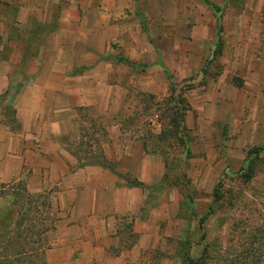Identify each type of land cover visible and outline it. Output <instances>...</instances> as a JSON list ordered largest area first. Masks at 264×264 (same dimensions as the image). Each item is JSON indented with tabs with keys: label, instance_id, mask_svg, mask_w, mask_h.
<instances>
[{
	"label": "crops",
	"instance_id": "0c3cea01",
	"mask_svg": "<svg viewBox=\"0 0 264 264\" xmlns=\"http://www.w3.org/2000/svg\"><path fill=\"white\" fill-rule=\"evenodd\" d=\"M100 1L109 6L99 7L89 25L80 10H71L70 18L60 15L47 34L55 44L46 39L38 46L49 49L46 57L39 52L31 60L15 52L20 39L1 36L0 188L25 178L30 192L49 194L56 238L41 253V264H150L151 255L160 256L152 264H185L178 243L188 240L195 259L203 244L182 229L181 221L195 217L181 218L180 189L152 187L167 172L160 146L177 142L176 136L160 138L170 126L159 118L168 99L174 105L182 93L190 105L183 125L197 134L208 108L227 102L229 89L237 90L227 80L228 69L241 64L236 53L247 41L245 32L254 30L247 28L256 24L259 34L264 27V0H242L224 17L219 13L220 31L218 14L204 0L165 7L157 0L151 13L137 7L139 0H131L128 11L124 0ZM60 22L71 30L70 44L61 41ZM219 36L224 73L190 85ZM4 46L9 56L2 54ZM88 108L103 133L93 152L83 151L88 143L80 133L81 110ZM152 108L160 115L148 116ZM182 147L191 149V141ZM92 156L106 164H81ZM191 170L186 168L187 176ZM165 239L174 241L166 256L158 252Z\"/></svg>",
	"mask_w": 264,
	"mask_h": 264
},
{
	"label": "rangeland",
	"instance_id": "374dc122",
	"mask_svg": "<svg viewBox=\"0 0 264 264\" xmlns=\"http://www.w3.org/2000/svg\"><path fill=\"white\" fill-rule=\"evenodd\" d=\"M209 1L220 9L215 13L218 14L216 22L218 20L221 22L223 13L242 0ZM112 2L114 7L118 6V1ZM131 2L123 1L125 11H128L127 4ZM158 3L157 0H139L137 7L151 13V9ZM160 3L164 7L174 6L175 0H164ZM108 6L109 4H105L102 7L100 0H0V38L10 37L9 42L20 39L19 42L13 43L15 52L31 57V60L39 52L46 57L49 49L41 50L38 46L46 39L50 41V46L55 44V38L52 35L47 38V34L57 24L61 14L70 18L71 10L74 12L80 10L84 15L81 19L89 25L97 9ZM98 17L99 15L96 17L97 20ZM60 27L64 31L61 34V41L70 44L68 35L71 30L69 31L63 22H60ZM254 27L247 28L254 30L245 32L247 41L242 43V47L236 53L237 61L240 60V53L242 54L241 64L235 63L228 69L227 80L236 85L237 90L230 88L227 102L222 100L221 103L209 107L205 115L203 114L207 121L202 127L197 128V134L189 133L192 148L185 151L178 141L171 145V148L165 143L160 146L166 151L168 159L167 172L170 182L167 185L177 186L181 191V218L195 217V220L187 224L181 221L182 229L188 228V233L194 232L197 239L203 231L205 233L204 243L208 244V251L213 254L212 259L205 264H237L232 263L236 260L230 258L233 259L236 253L241 254L245 248H253V244L250 246L247 242L253 232L251 227L264 223V150L259 153V157L252 165L250 162L253 148L264 145V27L260 26L259 34L258 26L256 29ZM88 40L89 37L86 36L85 41ZM72 44L77 45L75 40ZM214 48L210 47L204 66L207 65ZM2 54L5 57L10 55L8 46H4ZM222 58L223 51L216 59H212L213 61L208 64L211 71L208 75L197 64L198 70L191 76L195 79L197 77V80L190 82V85L205 84L206 77L216 80L218 75L213 73L220 70V74H223L225 70L226 65ZM31 65L29 63L24 68L28 69ZM88 110L89 108L81 110L80 124L85 128L80 133L86 137L88 143V146L82 147L83 151L93 152L103 139V133L96 121L90 118ZM153 110L154 108L149 111L148 116L156 112L160 115L156 108ZM211 119H216L213 124L210 123ZM99 120L104 123L102 117ZM159 120H163V124L168 121L165 113L161 112ZM175 136H178V132H175ZM89 140H93L90 142L94 145L92 148H89ZM189 166L192 170L187 176L185 170ZM248 169L254 171L253 175H244ZM13 183L0 188V264H41V253L56 238L53 223L56 212L51 206L47 191L30 192L25 178L14 185ZM215 186L221 194L220 200L216 203L213 202L212 195ZM189 201L192 205L186 204ZM210 205L214 211L207 216L203 230H200L196 220L206 214ZM29 207L31 210H28ZM19 210L21 212H18ZM24 211L27 219L22 222L18 230L20 235L17 237L14 223ZM126 221L128 223L129 220ZM239 225L238 230L236 226ZM242 227L244 231L240 232ZM22 238L24 240L19 244ZM173 242L171 239L161 241L162 249L158 252L166 256ZM20 250L26 252L20 253ZM16 253L20 260H16ZM159 257L151 255L150 264L159 260Z\"/></svg>",
	"mask_w": 264,
	"mask_h": 264
},
{
	"label": "trees",
	"instance_id": "16d2710c",
	"mask_svg": "<svg viewBox=\"0 0 264 264\" xmlns=\"http://www.w3.org/2000/svg\"><path fill=\"white\" fill-rule=\"evenodd\" d=\"M205 3H207L208 5H211V7L213 8L214 12H218L220 11V9L218 8L217 5H215L214 3H212L209 0H204ZM217 27L219 29V31L221 30V23L220 20L217 21ZM15 36V35H14ZM12 37V36H11ZM10 38V37H9ZM222 45H223V41L220 38V36L218 37L217 43L215 45V48L213 50V54L211 55L210 58H208V63L207 65L204 66L203 68V72L205 74H211V71H209L208 69V64L211 63L213 60V58L216 59V57L218 55H221L222 52ZM220 74V70H218L217 72L213 73V75H219ZM172 99V98H171ZM174 105H172L171 101H169L167 104H165V108L162 111V114L165 113V117H167L166 123L170 126L167 130H164L163 133L160 135V138L163 140L164 138H168V137H174L175 136V132H178V136H176L177 141L179 142V144L184 145L186 144V140L190 139L189 136V131L188 129L185 128V126L183 125V121H184V113L186 112V110H188L190 108L189 103L186 101L185 97L183 96L182 93H178L175 96L174 99ZM177 122V123H175ZM12 125V124H11ZM182 132V133H180ZM264 150V145L260 146V147H254L252 152H253V157L251 162V165L254 163V161L259 157V153L263 152ZM82 162L81 164H87V163H95V164H99V165H103L106 164V161L103 160L102 158H99L98 156L94 157H86L84 159H81ZM167 162L166 166L168 167V160H165V163ZM250 167V166H249ZM254 171H250L249 169L245 172L244 175H253ZM169 181V173L165 172V175L163 177V179L161 180V182L152 185L153 188L157 186L161 187L163 185H167ZM137 185H139L140 183H136ZM213 202L216 203L220 200L221 198V194L220 191L216 188V186L213 189ZM189 205H192L191 201H189ZM30 208V207H29ZM28 210H31V208ZM33 208V207H32ZM214 211L213 206L210 205L208 207V211L206 212V214L198 219V229L203 230V226H204V222L205 219L207 218V216H209L212 212ZM18 212H21L20 210ZM23 215L20 216L19 220H17L14 224H15V233L17 234V237H19L20 232H18L19 228H21L22 226V222L26 221L27 216L26 213L24 211V213H22ZM25 214V215H24ZM52 219L50 218V221ZM54 221V220H53ZM54 223V222H53ZM52 223V225H53ZM237 229L239 230V226H236ZM244 231V228L242 227L240 229V232ZM251 231H253L250 234V237H248V239L250 238L251 241L249 242L247 239L248 244L251 246L253 244V248L252 247H248L245 248V250L240 254V253H236L234 255V258H230L231 260H236L235 262L232 263H237V264H264V223H261L257 226H253L251 227ZM204 238H205V233L204 231L201 233L200 235V241L203 244V251L201 253V255L198 258H191L189 256V249H190V242L188 240H181L178 243L179 249L177 250V252H179V256L181 257L182 261L185 264H205L209 259H212L213 254H211L208 250V244L204 243ZM20 240V239H18ZM22 240H24V238H22L19 241V244L22 243ZM16 242V241H15ZM24 243V241H23ZM18 244V245H19ZM248 245V246H249ZM25 247V244H24ZM26 249H28V247H25ZM23 253L26 252V250H22ZM21 250L19 251L20 253L22 252ZM30 251V250H28ZM19 253V254H20ZM17 256V257H16ZM16 260H20L17 253L15 255ZM239 262V263H238Z\"/></svg>",
	"mask_w": 264,
	"mask_h": 264
}]
</instances>
